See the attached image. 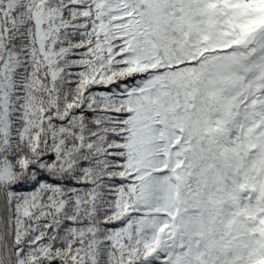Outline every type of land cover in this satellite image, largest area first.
<instances>
[{
  "label": "snow or ice",
  "instance_id": "obj_1",
  "mask_svg": "<svg viewBox=\"0 0 264 264\" xmlns=\"http://www.w3.org/2000/svg\"><path fill=\"white\" fill-rule=\"evenodd\" d=\"M0 264H264V0H0Z\"/></svg>",
  "mask_w": 264,
  "mask_h": 264
}]
</instances>
